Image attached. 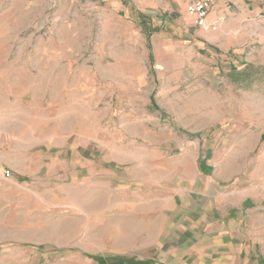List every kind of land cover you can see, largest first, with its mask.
Listing matches in <instances>:
<instances>
[{
  "label": "rangeland",
  "instance_id": "374dc122",
  "mask_svg": "<svg viewBox=\"0 0 264 264\" xmlns=\"http://www.w3.org/2000/svg\"><path fill=\"white\" fill-rule=\"evenodd\" d=\"M170 3L0 0V264H170L201 165L231 263L264 264V4L205 30Z\"/></svg>",
  "mask_w": 264,
  "mask_h": 264
},
{
  "label": "crops",
  "instance_id": "0c3cea01",
  "mask_svg": "<svg viewBox=\"0 0 264 264\" xmlns=\"http://www.w3.org/2000/svg\"><path fill=\"white\" fill-rule=\"evenodd\" d=\"M189 2L171 0L169 8L184 14L194 24L186 13ZM263 4L264 0H217L209 12L207 23L216 28L227 14L255 15ZM80 146V149L64 152L73 153L79 162L83 159L95 162L94 155L85 150L86 146ZM199 171L200 176L198 173L196 176L190 175L173 190L174 205L181 213V219L178 218L180 236L164 241L165 245L161 247L163 256L170 264H232L230 257L234 249V236L239 233L242 224L239 205L224 202L227 198L225 188L210 177L207 166L201 165ZM202 231L204 236L199 238ZM193 250L197 252L193 254Z\"/></svg>",
  "mask_w": 264,
  "mask_h": 264
},
{
  "label": "built area",
  "instance_id": "2783aa9c",
  "mask_svg": "<svg viewBox=\"0 0 264 264\" xmlns=\"http://www.w3.org/2000/svg\"><path fill=\"white\" fill-rule=\"evenodd\" d=\"M217 0H190L186 13L193 20L194 24L203 29H214V26L208 25L207 17ZM5 176H10V171H4Z\"/></svg>",
  "mask_w": 264,
  "mask_h": 264
},
{
  "label": "trees",
  "instance_id": "16d2710c",
  "mask_svg": "<svg viewBox=\"0 0 264 264\" xmlns=\"http://www.w3.org/2000/svg\"><path fill=\"white\" fill-rule=\"evenodd\" d=\"M144 22V21H143Z\"/></svg>",
  "mask_w": 264,
  "mask_h": 264
}]
</instances>
